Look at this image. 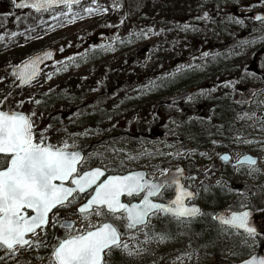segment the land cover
<instances>
[{
  "label": "rangeland",
  "instance_id": "1",
  "mask_svg": "<svg viewBox=\"0 0 264 264\" xmlns=\"http://www.w3.org/2000/svg\"><path fill=\"white\" fill-rule=\"evenodd\" d=\"M119 2L121 7L114 10L113 0H97L107 12L82 13L74 21L70 16L58 15L67 12L65 7L14 13L0 4V36H4L0 40V77L4 78L0 81V99L9 91L13 94L17 86L12 66L45 49H55L56 61L10 98L13 108L16 101L29 97L41 101L40 105L29 102L17 109L26 114L35 110L40 129L48 126L45 120L55 113L63 116L60 126L49 130L48 142L56 146L63 141L74 143L69 150L85 151L88 168L107 166L110 174L144 170L158 178L162 168L186 166L188 184L197 188L202 219L211 220L221 210L231 211L249 201L257 219L264 221V91L252 97L249 107L243 100L247 97L241 94L246 88L264 84V40L243 44L264 35L260 32L264 23H255L250 17L264 12V5L258 0ZM90 4L91 0H81L73 10L80 11ZM203 10L212 14L207 20L198 17ZM17 16L21 18L19 23ZM238 19L243 24L236 23ZM184 24L196 30L184 31ZM141 30L148 32L146 38L128 40L130 32ZM12 32L19 34L12 37ZM117 36L124 43L117 40L111 50L97 47L112 43ZM92 38L93 43L104 41L92 47ZM205 52L207 57L202 55ZM57 61H63L67 69L56 73ZM48 73H53L50 80L46 79ZM191 74L200 81L191 92L192 99L170 106L165 99L182 92L178 81ZM150 81L162 82V86L141 91ZM224 81L236 83L226 88ZM244 113L248 117L241 118ZM78 117H84L86 125L69 127ZM225 153L232 161L244 154L256 156L260 171L249 175L247 166L234 169L231 163L220 160ZM230 184L233 191L228 189ZM71 211L74 208L60 214L76 221L77 228L82 227L79 216L69 215ZM190 225L157 217L146 230L150 235L167 231L172 238L159 243L155 239L144 242L142 231L134 233L136 240L125 235L122 240L138 252L132 256L116 252L117 264H237L251 253L264 251V237L257 238L250 248L252 238L218 225H214L219 230L215 242L210 240L204 245L205 228L203 232L201 226L194 230ZM52 230L49 226L47 237L41 233L48 247L20 248L0 264H49L51 246L56 241L48 239ZM211 237L214 235L207 238ZM4 256L0 250V257Z\"/></svg>",
  "mask_w": 264,
  "mask_h": 264
},
{
  "label": "snow or ice",
  "instance_id": "2",
  "mask_svg": "<svg viewBox=\"0 0 264 264\" xmlns=\"http://www.w3.org/2000/svg\"><path fill=\"white\" fill-rule=\"evenodd\" d=\"M258 3L264 5V0H258ZM12 4L17 9L29 8L36 12L62 5L67 12L58 15L70 16L71 21L80 18L82 13L92 15L108 11L106 7L98 4L97 0H91V4L84 6L80 11L73 9L81 4V0H12ZM120 7L119 0H113L112 8L115 10ZM203 18L207 19L208 13L205 12ZM20 19L19 16L16 17L18 23ZM253 19L264 23V15L257 14ZM236 23L243 24V20L238 19ZM182 28L184 31L196 30L189 24H184ZM260 32L264 33V28H261ZM18 34L12 32L10 35L15 37ZM147 35L148 32L144 30L130 32L128 40L131 41L134 37L146 38ZM3 39L4 36H0V40ZM117 40L124 43V40L117 36L113 37L112 43L97 47L111 50ZM257 40H264V35L244 41L243 44H252ZM60 50L63 51L62 48ZM202 55L207 57L209 54L205 52ZM52 58L51 51H43L12 66L11 75L19 81L20 86L30 85L41 75V64ZM68 59L72 60L73 57ZM56 64L59 65L55 68L56 73L67 69L63 61H57ZM179 71L178 68L177 72ZM245 74L255 75L247 72ZM52 75L53 73H48L46 79L50 80ZM170 76L174 77L175 73ZM3 80L4 78L0 77V81ZM235 83L223 82L226 88ZM161 86L162 82L150 81L141 91ZM11 96L9 91L0 99V250L5 252L0 261L14 256L20 248L48 247L46 239H41V233L47 237L49 226L53 229L59 226L64 229V235L57 237L51 246L49 264H117L116 252L128 256L138 252V249L130 247L129 243L122 240L125 235L130 240H136L134 233L142 231L144 242L155 239L159 243L172 238L167 231H153L149 234L146 229L152 217L162 215L171 217L177 223H190L193 218L202 215L199 207L187 203L196 193L181 184L182 169L177 168L173 174L162 168L161 178L150 179L142 171L121 175L106 174L107 166L88 168V161L81 151L69 150L75 147L74 143L70 145L63 141L56 146L48 142L47 134L53 126L49 124L43 129L38 128L35 110L28 114L17 110L29 102L40 105V100L32 97L22 99L16 101L13 108ZM188 99L191 100L192 97L189 96ZM248 115L244 113L241 118ZM236 139L240 140V137ZM244 143L252 141L245 140ZM219 158L231 163L227 154ZM232 166L236 170L247 166L249 175L260 171L257 160L249 155L237 157ZM217 186H220V181H217ZM167 189L174 190V198L167 203L157 202L154 198L161 197ZM82 197L84 202L80 203ZM76 205L78 207H74ZM240 207L246 210L232 211L229 216L216 215L213 219L219 220L229 231L234 229L236 233L252 238L253 245H248L251 248L260 234L250 224L252 213L249 206L241 204ZM73 208L74 211L69 215L79 216L82 222L80 228L76 227V221L60 214L61 210ZM93 217L96 218L95 223ZM242 264H264V255L251 253V259L243 260Z\"/></svg>",
  "mask_w": 264,
  "mask_h": 264
},
{
  "label": "flooded vegetation",
  "instance_id": "3",
  "mask_svg": "<svg viewBox=\"0 0 264 264\" xmlns=\"http://www.w3.org/2000/svg\"><path fill=\"white\" fill-rule=\"evenodd\" d=\"M259 13H263L264 14V12H259ZM250 17L253 19V16L252 15H250ZM256 23V22H255ZM111 37V36H110ZM104 41V40H103ZM103 41H95V43H93L94 42V39L92 38V39H90V42H91V46L92 47H96L99 43H101V42H103ZM262 80L264 81V78H262ZM253 91L254 93H253V96H256V95H258L260 92H262V91H264V84H262L261 86H259V87H257V88H252V89H244V91H242L241 92V94H246V93H248L249 91ZM167 103H169L170 104V106L171 105H175L176 103L175 102H171V101H167ZM232 166V165H231ZM185 168H186V174H185V176H184V178H183V185L186 187V188H188V189H190L192 192H194V193H196V191H197V188H195V187H192L190 184H188V181H187V177H188V169H187V167L186 166H184ZM233 167V166H232ZM147 177L148 178H150V179H153L151 176H149L148 174H147ZM158 178H160V177H158ZM158 178H155V179H158ZM229 188V187H228ZM234 189V188H233ZM174 190L173 189H167V190H165L164 192H163V194H162V196L161 197H157V198H154V199H156L157 200V202H163V203H167L168 202V200H170V199H172V198H174ZM196 197H197V194H196V196L193 198V199H189L188 201H187V203L188 204H196V205H198L199 207H200V209H201V212H202V207H201V204H200V202H199V199L197 200L196 199ZM83 198V197H82ZM81 198V199H82ZM83 202H84V199H83ZM125 202H127V200L125 199ZM133 202H136V201H133ZM82 203V202H81ZM246 206H249V209L254 213V228H256V230H257V232L260 234L257 238L259 239V238H261V236L262 237H264V228L262 227V223H264V221L263 220H258L257 219V215H256V211L254 210V207L251 205V203L248 201L246 204H245ZM78 205H76V206H74V207H77ZM241 210H245V209H243V208H241V207H239V208H236V209H234V210H231V211H227V210H221L222 212H224L225 214H228V213H231L232 211H241ZM61 211H63V210H61ZM159 217V216H158ZM162 217H165V216H162ZM200 217V216H199ZM199 217H196V218H193L192 220H191V222L189 223V222H186L187 223V225L188 224H191L192 225V223L193 222H195V220L197 219V218H199ZM263 218H264V209H263V216H262ZM157 217H152L151 219H150V222L152 221V220H155ZM165 218H168V219H172L171 217H165ZM202 218V217H201ZM69 219V218H68ZM173 220V219H172ZM204 221H213V224L215 223L216 225H218L221 229H228L227 227H225V226H221V225H219L217 222H216V220L214 219H212L211 218V220H209V219H206V218H204L203 219ZM190 225V226H191ZM200 226V225H199ZM191 229H194L193 227H190ZM196 229H198V228H196ZM195 230V229H194ZM231 231H235L234 229L233 230H231ZM236 232V231H235ZM64 235V229H62V228H60L59 226H57V228H55V229H53L52 231H51V235H50V238H48V239H52V240H56V238L57 237H61V236H63ZM242 235H245V234H242Z\"/></svg>",
  "mask_w": 264,
  "mask_h": 264
},
{
  "label": "trees",
  "instance_id": "4",
  "mask_svg": "<svg viewBox=\"0 0 264 264\" xmlns=\"http://www.w3.org/2000/svg\"><path fill=\"white\" fill-rule=\"evenodd\" d=\"M0 4L4 5L5 7H7L10 11H12L14 13L22 12V11H16L15 8H14V6H13V4H12V2H10V3L7 4V3H4L3 1H0ZM210 15H212V14H210ZM194 75H196V74L187 75L188 77H186V78H180V80L178 81V85L177 86H178V88H181V90H183L182 92H185V91H191L192 92V90L195 91V89L198 86V84L200 83V81H199L198 77L194 80L192 78V77H194ZM169 90L166 89V91H169ZM13 91H14V93L12 94V96L10 98L16 96L19 92L22 91V89H19L18 87H16V88H14ZM50 99H52V97ZM62 117L63 116L61 114L55 113L49 119V121L48 120H45V124H48V125L51 124L53 126L52 128L59 127L60 126L59 122L62 120ZM78 118H79L78 121L75 122V124H73V125H71L69 127L86 125V123H85L86 120L84 119V117H78ZM55 124H59V125L58 126H54ZM128 129L130 130L131 128H128ZM124 131L129 132L127 129L124 130ZM199 140H201V138H199ZM203 141H204V139H203ZM215 195L218 196V197L220 196L218 194V192H216ZM199 225L201 226V229L200 230L203 231V228H205V230H206V233L203 234V242L202 243L205 245L206 243L210 242V240H213V242H215V236H218L219 235L218 228H215V226H214L216 224L215 223L213 224V222H211V221H204L201 217H199V218H197L195 220V222L192 223V227H194L195 230H199V229H196V228L199 227ZM209 235H214V237H213L214 239L212 237L211 238H207ZM261 253L264 254V251H262ZM115 261L117 262V257H115Z\"/></svg>",
  "mask_w": 264,
  "mask_h": 264
},
{
  "label": "water",
  "instance_id": "5",
  "mask_svg": "<svg viewBox=\"0 0 264 264\" xmlns=\"http://www.w3.org/2000/svg\"><path fill=\"white\" fill-rule=\"evenodd\" d=\"M59 7H62V5H58V6H54L53 8H51V9H54V8H59ZM16 10H23V9H17V8H15ZM24 9H26V8H24ZM29 9V8H28ZM49 10V9H48ZM35 11V10H34ZM36 12V11H35ZM205 12H202L201 14H200V16L203 18V14H204ZM255 15H257V14H254L253 16H255ZM261 15H263V14H261ZM43 51H51L52 53H53V58L51 59V60H46V61H44L43 62V64H41V69L43 68V67H45V66H48V65H50V64H52V63H54V61H55V57H56V54H57V52H56V50L55 49H45V50H43ZM43 51H41V52H43ZM41 52H39V53H41ZM39 53H37V54H39ZM37 54H35V55H37ZM35 55H33V56H35ZM18 86L19 87H23V86H20L19 85V81H18ZM186 96H188V93H184V94H181V95H179V96H176V97H174V98H172L171 100L172 101H176V100H179V99H183V98H185ZM248 101V100H247ZM80 151V150H79ZM82 152V151H81ZM82 155H83V157H84V154H83V152H82ZM255 158V157H254ZM256 160H257V158H255ZM180 169H182L183 170V175H181L180 176V182H181V178L185 175V171H184V169L182 168V167H179ZM143 172V171H142ZM173 174H175V170L174 171H171ZM145 173V172H144ZM127 174V173H126ZM182 184V183H181ZM198 207V206H197ZM251 213H252V215H251V217H250V224H251V226L252 227H254V220H253V215H254V213L251 211ZM218 215H224V216H229L230 214H225V213H223V212H220ZM216 221L217 222H219L221 225H223L219 220H217L216 219ZM241 232H242V230H241ZM256 255L257 256H261L262 254H260V253H256ZM247 259H251V256L249 257V258H247ZM246 260V259H245ZM237 264H242V261L241 262H239V263H237Z\"/></svg>",
  "mask_w": 264,
  "mask_h": 264
}]
</instances>
